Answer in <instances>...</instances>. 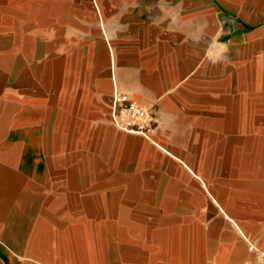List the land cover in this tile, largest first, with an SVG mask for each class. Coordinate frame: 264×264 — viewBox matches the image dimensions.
<instances>
[{"label": "crops", "instance_id": "crops-1", "mask_svg": "<svg viewBox=\"0 0 264 264\" xmlns=\"http://www.w3.org/2000/svg\"><path fill=\"white\" fill-rule=\"evenodd\" d=\"M242 4L0 0V43L72 36L80 59L58 84H29L42 94L0 95V264H220L241 255L229 235L264 248L248 233L264 218V159L251 162L264 133L228 130L248 84L245 40L222 20ZM37 14L43 29L19 30ZM114 90L150 108L149 137L112 124ZM247 251L227 264L258 259Z\"/></svg>", "mask_w": 264, "mask_h": 264}, {"label": "rangeland", "instance_id": "rangeland-1", "mask_svg": "<svg viewBox=\"0 0 264 264\" xmlns=\"http://www.w3.org/2000/svg\"><path fill=\"white\" fill-rule=\"evenodd\" d=\"M257 7V9L254 8ZM258 12V13H257ZM8 24L13 22L12 15L5 16ZM224 19L222 20V27L227 30L228 33L239 35L243 37L244 43L240 45L242 47L243 62L244 66V78L247 80L248 86L245 87V104L238 110L237 125L234 127H228L229 136H234L236 132H243L244 134H252L253 132L264 133V0H243L240 12L229 11L224 13ZM2 19H0V23ZM21 24L19 30H31V23L36 24V28L43 29V24L46 22L43 15H36L34 21L31 19H19ZM238 22V28L235 30V25ZM5 21V27H6ZM24 24V25H23ZM29 24V25H27ZM57 40L60 38V31H65L64 28L57 26ZM5 30L10 28L6 27ZM5 39L9 37L4 36ZM19 39L17 42L5 40L4 43H0V50L3 49V56L0 57V95L11 94V84H15L20 87L19 93L23 95H33L37 93H43L41 91L28 90L29 84L40 85L43 83L58 84L61 82L62 69L68 68L70 70L78 69L80 66V59H77L79 44L75 41L74 37H68L71 42L61 43L48 42L46 41L47 36L36 35L31 38L28 36L20 35L14 37ZM30 38V39H29ZM33 39H36L34 41ZM241 42H243L241 40ZM67 48L68 53H63ZM71 51V52H70ZM0 54L1 51H0ZM23 55V57H21ZM67 55V56H66ZM20 56V57H19ZM103 60L101 59V62ZM259 84V98L257 100L247 99L251 95L252 86ZM256 88V87H255ZM250 89V90H249ZM256 90V89H255ZM258 140V141H257ZM51 140H37L36 147L41 148L50 146ZM56 146L59 144L57 140ZM254 146L258 148L259 154H255L253 163L254 169L263 168L261 162L264 159V135H261L258 139H254ZM103 143L101 142V145ZM42 158V156H41ZM258 160V161H257ZM198 215H201L199 213ZM217 215L212 216L214 221ZM204 219V218H203ZM208 219L207 221L211 220ZM182 219H177L175 224H180ZM205 219L202 223H204ZM258 224L253 225L248 230L251 239H258L261 246H264V218L256 221ZM157 228H149L148 232L155 231ZM228 244L236 242L242 247L241 255L237 258L227 260L220 264H227L229 262H237L242 258L250 255L247 251L245 242L240 238L232 239L228 236ZM212 238L216 239L214 233ZM215 246L212 247L211 255L206 258L211 259L217 257L220 251L219 239L214 240ZM217 259V258H216ZM213 261V259H212Z\"/></svg>", "mask_w": 264, "mask_h": 264}, {"label": "built area", "instance_id": "built-area-1", "mask_svg": "<svg viewBox=\"0 0 264 264\" xmlns=\"http://www.w3.org/2000/svg\"><path fill=\"white\" fill-rule=\"evenodd\" d=\"M110 120L117 129L144 137H149L152 129L150 108L118 90L111 95ZM247 248L256 253L258 259H244L239 264H264V248H257L254 242H248Z\"/></svg>", "mask_w": 264, "mask_h": 264}]
</instances>
